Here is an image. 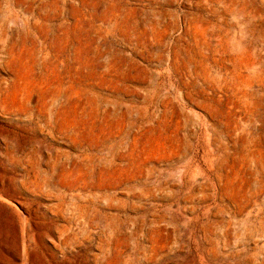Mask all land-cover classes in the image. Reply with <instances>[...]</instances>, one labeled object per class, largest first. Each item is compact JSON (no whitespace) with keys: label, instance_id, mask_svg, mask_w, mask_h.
<instances>
[{"label":"rangeland","instance_id":"1","mask_svg":"<svg viewBox=\"0 0 264 264\" xmlns=\"http://www.w3.org/2000/svg\"><path fill=\"white\" fill-rule=\"evenodd\" d=\"M0 264H264V0H0Z\"/></svg>","mask_w":264,"mask_h":264},{"label":"bare ground","instance_id":"2","mask_svg":"<svg viewBox=\"0 0 264 264\" xmlns=\"http://www.w3.org/2000/svg\"><path fill=\"white\" fill-rule=\"evenodd\" d=\"M57 116V115H56ZM67 125V124H66ZM66 125H64L65 127H66ZM71 128V127H70ZM131 161V160H130ZM132 163V162H131ZM131 163H130V165H131ZM134 164L136 165V163H135V161H134ZM132 166V165H131Z\"/></svg>","mask_w":264,"mask_h":264}]
</instances>
